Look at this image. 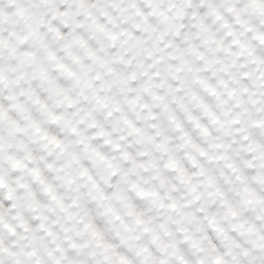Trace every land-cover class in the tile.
I'll use <instances>...</instances> for the list:
<instances>
[{
	"label": "clouds",
	"instance_id": "9594fccd",
	"mask_svg": "<svg viewBox=\"0 0 264 264\" xmlns=\"http://www.w3.org/2000/svg\"><path fill=\"white\" fill-rule=\"evenodd\" d=\"M0 264H264V0H0Z\"/></svg>",
	"mask_w": 264,
	"mask_h": 264
}]
</instances>
